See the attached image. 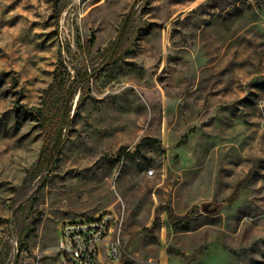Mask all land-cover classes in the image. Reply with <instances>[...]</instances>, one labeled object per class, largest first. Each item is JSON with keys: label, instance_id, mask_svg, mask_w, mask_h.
Here are the masks:
<instances>
[{"label": "rangeland", "instance_id": "374dc122", "mask_svg": "<svg viewBox=\"0 0 264 264\" xmlns=\"http://www.w3.org/2000/svg\"><path fill=\"white\" fill-rule=\"evenodd\" d=\"M103 211L102 264H264V0H0V264H58L60 225Z\"/></svg>", "mask_w": 264, "mask_h": 264}, {"label": "built area", "instance_id": "2783aa9c", "mask_svg": "<svg viewBox=\"0 0 264 264\" xmlns=\"http://www.w3.org/2000/svg\"><path fill=\"white\" fill-rule=\"evenodd\" d=\"M152 175L153 171H148ZM122 217L113 211L67 220L58 231L55 247L58 264L116 262L122 254Z\"/></svg>", "mask_w": 264, "mask_h": 264}, {"label": "trees", "instance_id": "16d2710c", "mask_svg": "<svg viewBox=\"0 0 264 264\" xmlns=\"http://www.w3.org/2000/svg\"><path fill=\"white\" fill-rule=\"evenodd\" d=\"M131 16L128 14L120 27L117 37L110 43L106 49V57L108 60L112 59L117 55V53L122 49L123 36L125 31L130 25ZM90 72H78V81L86 83L89 81ZM75 82H73L74 84ZM53 90L63 91V101L60 106V110L53 117L52 113H47L38 116V120L43 129V146L39 155L38 166H44L49 169L53 162H55L59 148L63 143V125L66 121H69V111L71 109L72 97L74 95L75 87L72 84H68L66 77L59 74L57 70L54 72L53 82L49 86L46 92H51ZM29 113V111H25ZM32 114V112H30ZM217 210V207L215 208ZM168 220L171 224L177 225L188 220L189 216L186 215L183 218L176 217L173 212L168 210Z\"/></svg>", "mask_w": 264, "mask_h": 264}]
</instances>
